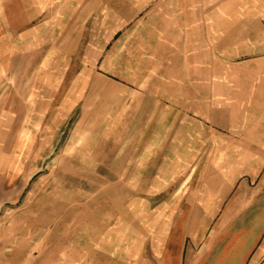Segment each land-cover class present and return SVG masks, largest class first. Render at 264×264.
Returning a JSON list of instances; mask_svg holds the SVG:
<instances>
[{"label": "rangeland", "instance_id": "1", "mask_svg": "<svg viewBox=\"0 0 264 264\" xmlns=\"http://www.w3.org/2000/svg\"><path fill=\"white\" fill-rule=\"evenodd\" d=\"M169 4L0 0L1 247L32 240L79 245L92 264L167 255L170 240L177 242L171 251L182 250L180 236L170 230L178 216L169 209L187 201L177 192L184 185L200 192L203 180L200 168L191 177L179 162L196 117L191 124L179 114L175 96L183 89L173 86L169 51L174 33L186 28L193 38V95L196 101L212 97V88L199 84L204 64L211 66V81L218 80L220 19L214 13L220 0L197 9L209 22L191 25ZM226 27L236 33L222 47L233 45L239 62L257 67L255 103L242 114L264 142V23ZM144 48L156 56L140 55ZM205 49L208 56L199 52ZM202 154L210 155L199 151L195 158ZM254 154L264 155L241 152ZM201 218L185 220L197 228ZM178 229L189 242L184 226Z\"/></svg>", "mask_w": 264, "mask_h": 264}, {"label": "crops", "instance_id": "2", "mask_svg": "<svg viewBox=\"0 0 264 264\" xmlns=\"http://www.w3.org/2000/svg\"><path fill=\"white\" fill-rule=\"evenodd\" d=\"M169 1L172 4L168 6L174 10V15L184 18L185 25L209 22V15L197 9L207 7L212 0ZM257 8H264V0H220V6L214 13L220 19L218 80L211 81V66L204 64V78L199 85L212 88V97L207 93L205 97H200V101H196L198 97L192 91V34L185 28L173 35L174 46L169 51V55L175 57L173 86L183 89L175 96L176 104H179V114L184 116V121L189 120L192 124V117H196L190 141L185 145V160L179 162L191 169V177L200 168L203 182L200 192L194 188L188 190L184 185L183 191H177L178 198L179 201H187L169 209L171 215L178 216L177 223L170 230L180 236L182 250L179 247L178 251H171L177 242L170 240L169 254L138 256L136 264H264V155L254 154L249 158L241 155V152L251 151L264 153V142L256 139V136L263 134L255 126L248 125L249 118L242 114L247 110L246 105L255 103L251 97L257 67L255 63H250L251 60L239 62L240 53L234 50L233 45L222 47L221 44L222 40L235 38L236 32L227 25L242 22L263 24L264 14ZM244 16L248 20L243 19ZM259 33L264 37V27ZM162 39L167 40L166 37ZM139 52L142 56H156L155 52L148 54L145 48ZM199 52L208 56L206 49ZM242 67L248 68L244 70L247 73L244 78L248 79L244 80L243 85L240 78ZM248 136L254 137L252 142L242 138ZM199 151L210 155L205 159V154H202L200 159H196L195 154ZM214 152L217 153L216 158L213 157ZM1 173L0 170V198ZM190 199L193 201L189 202ZM190 216L202 217L199 227L194 228L192 220L191 223L186 222V217ZM183 226L184 236L189 237V242L179 234L178 228ZM48 244L32 240L14 248L0 246V264L93 263L87 262L88 257L82 253L79 245L50 247ZM14 253L20 255L18 261L13 257Z\"/></svg>", "mask_w": 264, "mask_h": 264}]
</instances>
